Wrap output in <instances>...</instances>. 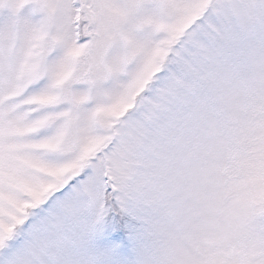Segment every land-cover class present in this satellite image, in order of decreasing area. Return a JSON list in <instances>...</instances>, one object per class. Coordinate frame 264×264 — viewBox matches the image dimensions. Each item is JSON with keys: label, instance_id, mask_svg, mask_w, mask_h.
Segmentation results:
<instances>
[{"label": "snow or ice", "instance_id": "6c2138e0", "mask_svg": "<svg viewBox=\"0 0 264 264\" xmlns=\"http://www.w3.org/2000/svg\"><path fill=\"white\" fill-rule=\"evenodd\" d=\"M0 264H264V0H0Z\"/></svg>", "mask_w": 264, "mask_h": 264}]
</instances>
